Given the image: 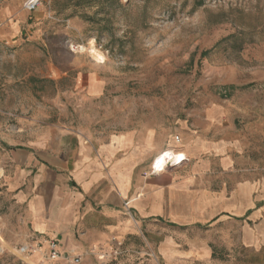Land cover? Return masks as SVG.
Returning a JSON list of instances; mask_svg holds the SVG:
<instances>
[{"label":"rangeland","instance_id":"obj_1","mask_svg":"<svg viewBox=\"0 0 264 264\" xmlns=\"http://www.w3.org/2000/svg\"><path fill=\"white\" fill-rule=\"evenodd\" d=\"M32 12L30 32L0 42V173L7 145L40 128L175 136L185 123L236 139L244 166L264 170V0H40ZM7 244L0 234V264H68ZM76 255L163 264L140 234Z\"/></svg>","mask_w":264,"mask_h":264},{"label":"crops","instance_id":"obj_2","mask_svg":"<svg viewBox=\"0 0 264 264\" xmlns=\"http://www.w3.org/2000/svg\"><path fill=\"white\" fill-rule=\"evenodd\" d=\"M24 1L0 0V42H18L35 25ZM177 133V140L156 128L98 137L54 126L8 144L0 173L4 241L41 243L44 251L55 238L76 255L112 236L140 234L163 264H264V170L247 159L244 166L236 139L186 123ZM166 150L185 158L153 171Z\"/></svg>","mask_w":264,"mask_h":264},{"label":"built area","instance_id":"obj_3","mask_svg":"<svg viewBox=\"0 0 264 264\" xmlns=\"http://www.w3.org/2000/svg\"><path fill=\"white\" fill-rule=\"evenodd\" d=\"M39 4H40V0H25L23 3V7L28 11H33L38 7ZM175 138L177 140L178 136H175ZM156 161H157V158L155 159L154 164ZM166 167L167 166H160L156 168L154 166L153 171L159 172V171L164 170ZM46 243H47V248L44 251L41 249V243L35 244L33 246L25 245L21 247L20 249L21 250L23 249L24 253L39 252L42 255H46V257L52 261L62 259L66 261L68 264H79L80 263L81 257L79 255L70 256V254H67L66 252L62 251V249L60 248L59 241L57 239L48 238ZM39 263L43 264L42 261H39Z\"/></svg>","mask_w":264,"mask_h":264},{"label":"bare ground","instance_id":"obj_4","mask_svg":"<svg viewBox=\"0 0 264 264\" xmlns=\"http://www.w3.org/2000/svg\"><path fill=\"white\" fill-rule=\"evenodd\" d=\"M89 47H92V45ZM81 48L82 50H85V47L81 46ZM91 52H94L93 48ZM95 57L99 59H104L103 55L97 52L95 54ZM184 158H185L184 153L165 151L157 157V161L155 162V167L158 168L160 166H167L168 164L178 163L181 162Z\"/></svg>","mask_w":264,"mask_h":264}]
</instances>
